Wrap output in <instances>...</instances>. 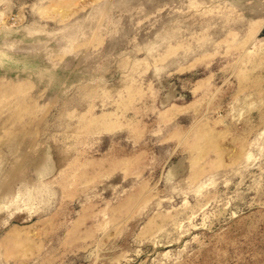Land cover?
<instances>
[{
  "label": "rangeland",
  "instance_id": "rangeland-1",
  "mask_svg": "<svg viewBox=\"0 0 264 264\" xmlns=\"http://www.w3.org/2000/svg\"><path fill=\"white\" fill-rule=\"evenodd\" d=\"M0 264H264V0H0Z\"/></svg>",
  "mask_w": 264,
  "mask_h": 264
}]
</instances>
